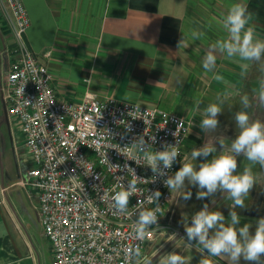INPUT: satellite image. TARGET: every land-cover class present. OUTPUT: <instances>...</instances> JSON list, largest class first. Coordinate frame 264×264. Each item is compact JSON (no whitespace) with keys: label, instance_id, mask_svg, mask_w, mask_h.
Listing matches in <instances>:
<instances>
[{"label":"crops","instance_id":"obj_1","mask_svg":"<svg viewBox=\"0 0 264 264\" xmlns=\"http://www.w3.org/2000/svg\"><path fill=\"white\" fill-rule=\"evenodd\" d=\"M22 2L30 21L25 40L31 51L47 65L58 98L80 100L88 91L99 99L109 95L175 113L189 122L184 145V152L188 156L195 147L202 145L203 139L206 143L220 137L225 144H229L236 137L238 130L234 114L240 109V96L247 94L254 100L253 90L258 88L259 80L264 78L260 65L251 64L246 77L242 79L241 62L228 58L226 54L217 55V66L212 72L203 69L202 56L205 55L197 54L191 37L194 0ZM245 5L253 14L252 26L258 38L264 39V0H245ZM1 9L0 6V13ZM182 36L184 43L178 47ZM214 38H209L210 43L214 42ZM3 52L0 55V125L4 119L3 112L6 114L3 100L6 57ZM44 54L76 55L81 58L85 55L94 56V60L84 64L85 70L76 72L78 75L86 73L88 77L84 79L89 80L81 83L78 87L80 91L76 92L74 82L64 79L63 74L51 64L50 57L42 56ZM98 67L103 76L95 75ZM113 69L116 70L114 77L103 84L105 75H110ZM216 75H221L223 79L216 80ZM225 90L232 91L233 95L224 105L222 114L218 115L219 127L214 133H205L199 127L203 110L209 103L216 101L217 93ZM197 101L201 102L198 111L194 107ZM253 118L264 120V110L255 109ZM13 125V136L16 137L13 144L22 149L23 160L28 162L19 126L17 123ZM216 146L219 151V144ZM14 150L16 152L17 149ZM246 164L243 156L238 157L239 171ZM29 165L28 162L26 170ZM17 168V180L11 179L0 168V264H53L50 245L42 234L38 220L37 197L20 184L26 170L20 172L19 164ZM254 172L257 184L249 193L247 207L236 209L241 217L240 226L250 223L253 232L255 221L264 217V170L257 165ZM11 192H14L15 198ZM225 196L217 192L211 210L222 211L227 219L231 201ZM182 218L173 213L167 217L161 216L154 239L145 245L142 252L156 259L177 251L185 256L187 264H198L200 253L195 247H186L181 239L185 238ZM167 221L172 226H167ZM174 233L175 240L171 237ZM214 259L216 264H230L227 257ZM240 264L255 262L241 259Z\"/></svg>","mask_w":264,"mask_h":264},{"label":"built area","instance_id":"obj_2","mask_svg":"<svg viewBox=\"0 0 264 264\" xmlns=\"http://www.w3.org/2000/svg\"><path fill=\"white\" fill-rule=\"evenodd\" d=\"M0 6L8 17L13 37L5 53L3 100L6 114L18 124L23 136L24 153L30 165L20 184L37 197L38 220L50 245L52 263L126 264L127 249L139 243L142 251L155 237L171 193L160 178L155 183L138 184L145 196L158 189L162 193L159 200L162 208L157 230L154 228L142 242L136 241L132 235L135 217L114 214L109 201L111 189L117 183L115 176H122L125 185L132 179L131 172L124 168L126 164L138 177L150 179L153 174L147 166L126 160L119 152L125 150L120 147L130 145L145 129L147 135L156 137L153 150H163L164 142L178 141L180 157L169 170L170 175L174 174L188 156L184 145L189 122L157 106L110 96L99 99L89 92L76 101L58 98L47 65L25 40L30 21L22 0H1ZM27 64L40 70L39 78L25 71ZM25 80L28 82L22 95L19 89ZM106 131L110 137L101 141L97 150L93 141ZM145 140L149 141V137L145 136ZM104 152L110 163L121 165L123 170L115 173L102 164ZM80 159L83 162L76 163ZM88 170L91 174L86 175ZM143 198L130 197V210Z\"/></svg>","mask_w":264,"mask_h":264},{"label":"clouds","instance_id":"obj_3","mask_svg":"<svg viewBox=\"0 0 264 264\" xmlns=\"http://www.w3.org/2000/svg\"><path fill=\"white\" fill-rule=\"evenodd\" d=\"M252 22L253 14L245 4L240 2L230 4L227 14L217 22L223 34L209 45L203 58L202 67L206 72H212L216 68L217 52L241 62L240 77L242 79L246 77L251 64H259L261 71H264V39L258 38ZM205 35L204 31L191 32L193 40H201ZM183 43L182 36L178 47ZM25 71L39 78L40 70L35 65L27 64ZM215 79L221 80L223 77L216 75ZM33 81L36 82V80ZM27 82V80L23 81L19 89L22 95ZM36 84L40 86V83L36 82ZM253 91L254 100L247 94L240 96V109L234 114L238 130L236 137L229 144H225L223 138L216 137L199 148L195 147L190 157H184V162L174 174L170 175L169 170L180 157L178 141L175 144L164 142L163 150H153L152 144L156 142V137L147 135L145 129L144 134L135 137L130 145L120 147L125 150L119 152L126 160L147 166L153 174L150 179L138 177L135 170L126 164L124 168L127 172H131L132 179L125 185L122 182L124 180L122 176H115L117 183L111 189L109 201L114 214L135 217L132 235L136 241L142 242L154 228L157 230L160 217L158 213L162 208L159 204L162 193L157 189L145 196L138 184L155 183L160 178L170 193L183 190L184 194L181 197L188 201L193 193L185 190L187 181V184L197 188L195 197L197 200L211 198L210 202L214 204L215 194L219 192L226 194L225 198L231 201L227 219L222 211L210 210L209 203H204L202 208L191 217L182 218L185 238L181 239L186 247L190 249L195 247V250L200 253L201 258L198 264H216L214 258L222 257H227L230 264H240L241 259L255 262V264H264V217L255 221L253 232L251 231L253 225L250 223L240 226L241 217L236 211L237 208L247 207L246 200L249 193L257 184L254 168L258 165L261 170H264V120L253 118L255 109L264 110V78L259 80L258 88ZM232 95L233 92L230 90L217 93L216 101L209 103L203 110L199 127L205 133H214L218 129V115L222 114L224 105ZM200 103V101L195 103V110H199ZM126 127L128 131H131L130 126ZM145 136L149 137L151 143L145 140ZM108 137L110 136L106 131L104 136L93 141L97 150L102 146L101 141ZM217 143L220 147L219 151ZM101 155V163L108 165L110 170H114L115 173L123 170L121 165L110 163L106 152ZM240 156L247 161L242 171L238 170ZM197 158L201 159L199 164H197ZM61 162L63 163V158ZM82 162L83 159H80L76 163ZM89 174L91 171H86V175ZM134 195L144 198L138 200L135 207L130 210L129 200ZM171 237L175 240L176 234H172ZM125 257L126 264H187L185 256L177 251L154 259L141 251L139 243L127 249Z\"/></svg>","mask_w":264,"mask_h":264},{"label":"rangeland","instance_id":"obj_4","mask_svg":"<svg viewBox=\"0 0 264 264\" xmlns=\"http://www.w3.org/2000/svg\"><path fill=\"white\" fill-rule=\"evenodd\" d=\"M194 1L195 2L193 6V11L191 12L192 14L191 18L193 20V26H194L192 28V31L193 30L204 31L206 35L201 40H193V43L196 48L195 51L197 52L198 55L201 54L206 55L209 45L211 44L209 38L215 37L214 38L215 41L219 36L223 34L222 31L218 28L217 22L224 15L227 14L228 7L230 6V4L236 2L245 4V0H194ZM9 26L10 25L8 23V17L6 16V13L1 11L0 55H2L3 48H4L3 53L5 55L6 50L12 44L13 37ZM220 54L221 53L219 52L216 53V55H220ZM37 56L38 58H40L39 55ZM49 57L51 59L50 60L51 64L53 63V65H55L54 68H57V70L61 72V74H63V78L66 79L68 82L70 81V83L74 82L75 85L74 89L76 92L80 91L78 87L81 86V83L87 82L89 80V79H84L85 77H88L86 73H82L78 75L76 72L77 70H81V71L85 70L84 64L89 63L88 61L91 59L94 60V56L85 55V57L81 58L80 56H76V55H49ZM95 71H96L95 74L96 76L97 75H99V77L103 76L102 72H100L99 70V67ZM115 72L116 70L113 69V71L110 72V75L108 74L105 75V79H104L105 81L102 80L103 84L106 83V80L107 81L111 80V78L114 77ZM1 107H2L1 110H3V106ZM2 116L4 117V119L2 120L3 123L0 125V168L4 169L5 170L4 172H6V174L9 177H11V179L17 180L18 164L21 169L20 172H24L27 168L28 162L23 160L24 154L22 149L15 147V145L13 144V139L14 138L16 139V137L13 136V131H15L14 129L15 127L13 124L16 122H14V120L4 112ZM19 137H21V135H19ZM204 142L205 139L202 140L201 143L202 145L198 146L197 148L203 146L205 144ZM14 148L17 149L16 152ZM19 162L22 163L20 164ZM200 162L201 159L197 158V164H199ZM185 190L186 191L190 190L193 193L192 198L188 201H185L181 197L184 194L183 190L171 192L169 207L164 211L162 216L167 217L170 216L171 213H173L178 217H187L199 211L204 203H209V207L211 210V206L213 204L210 202L209 198L205 200H197L195 198L197 188L187 184V181H186ZM11 193L12 196L15 198L14 192ZM165 223L167 224V226H172L168 221Z\"/></svg>","mask_w":264,"mask_h":264}]
</instances>
